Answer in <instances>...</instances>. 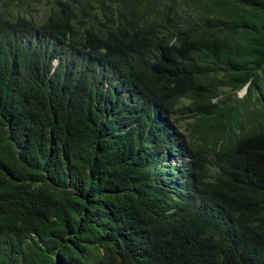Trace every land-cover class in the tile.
<instances>
[{"label": "trees", "instance_id": "obj_1", "mask_svg": "<svg viewBox=\"0 0 264 264\" xmlns=\"http://www.w3.org/2000/svg\"><path fill=\"white\" fill-rule=\"evenodd\" d=\"M0 264H264V0H0Z\"/></svg>", "mask_w": 264, "mask_h": 264}, {"label": "clouds", "instance_id": "obj_2", "mask_svg": "<svg viewBox=\"0 0 264 264\" xmlns=\"http://www.w3.org/2000/svg\"><path fill=\"white\" fill-rule=\"evenodd\" d=\"M26 37H27V38H34V39H31L33 43H36V42H38L39 40L42 39V38H39L36 34H26ZM27 38H23L21 42H27L28 40H30V39H27ZM58 61H59V58H58V57H54V58L52 59V64H53L54 67L56 66V64L58 63ZM247 85H248V83H247L245 86H243L241 89H239V90L237 91V95H238L239 91H241V92L243 93L242 95H238L239 97H242V96H244V95L246 94V92H247ZM176 127H177V129H178L179 132H181L182 134H185V131H184L181 127H179L178 124L176 125ZM189 155H190V152H187V153H186V158L189 157ZM172 158H173V157H172ZM170 159H171V158H170ZM173 159H174V161H175L174 164H175V165L178 164L177 161H176V159H175V158H173ZM183 159H184V158L181 157V161H183ZM187 159H188V158H187ZM179 160H180V159H179ZM181 161H180V162H181ZM180 162H179V163H180ZM223 220H224L225 222H228V221H229L226 217H223Z\"/></svg>", "mask_w": 264, "mask_h": 264}, {"label": "rangeland", "instance_id": "obj_3", "mask_svg": "<svg viewBox=\"0 0 264 264\" xmlns=\"http://www.w3.org/2000/svg\"><path fill=\"white\" fill-rule=\"evenodd\" d=\"M242 94H243V93H242L241 91H239L238 95H242ZM180 161H181V159L178 160L177 163L179 164ZM173 163H175V162H173Z\"/></svg>", "mask_w": 264, "mask_h": 264}]
</instances>
